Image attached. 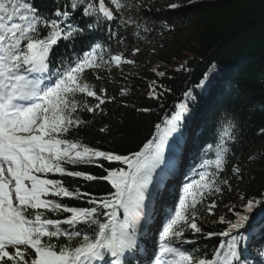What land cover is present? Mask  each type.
Segmentation results:
<instances>
[{
  "label": "snow or ice",
  "instance_id": "6c2138e0",
  "mask_svg": "<svg viewBox=\"0 0 264 264\" xmlns=\"http://www.w3.org/2000/svg\"><path fill=\"white\" fill-rule=\"evenodd\" d=\"M141 7V0H52L45 9L38 7L36 0H0V264H252L246 250L241 251L247 239L243 231L258 230L264 238V198H248L244 213H236L234 222L227 221V231L206 234L208 238L230 237L226 247L223 241L211 252L184 247L196 243L184 238L186 232L204 235L197 223V207L204 193H222L219 184H228L216 177L227 163V142L237 139L234 114L227 110L221 114L224 123L215 144V158L198 165L205 169L214 166L217 171L200 172L199 180L184 185V193L151 253L138 242L142 217L146 216V193L152 173L163 161L165 137L182 126L190 112L188 105L195 102L192 90L184 93L185 100L165 118L163 136L149 140L138 151L119 154L67 138L73 129L89 123L80 118V112L103 113L102 105L115 99L107 96L106 87L97 90L85 73L136 63L123 51L113 52V41L118 46L126 42L113 26L134 25L151 31L134 18ZM167 7L179 9L182 5L170 3ZM96 32L105 33L103 41L94 38ZM135 35L143 39L139 31ZM77 41L88 48L82 55L74 49ZM61 42L67 47L56 54ZM140 51L134 48L132 57ZM54 63L56 67H52ZM157 67L152 72L165 77L166 72L157 71ZM180 70L188 71L183 64ZM105 79L97 77L101 84ZM208 79L209 73H205L197 87L206 86ZM161 88L152 81L149 97L159 99L171 91ZM127 94L128 89L121 88V95ZM86 98H95L97 103L90 105ZM99 131H108V126ZM261 132L264 134V129ZM100 161L121 162L127 168H106ZM66 165H95L106 174L68 171ZM47 173L86 182L105 181L114 191L92 196L80 188L70 190L61 180L44 178ZM233 173L239 175L240 169L234 167ZM55 197H87L89 206H68ZM216 206L213 200L206 210L211 214ZM119 209L124 211L123 220L118 217ZM64 213L68 215L59 218ZM224 219L220 217L222 222ZM260 255L264 256V251Z\"/></svg>",
  "mask_w": 264,
  "mask_h": 264
},
{
  "label": "trees",
  "instance_id": "16d2710c",
  "mask_svg": "<svg viewBox=\"0 0 264 264\" xmlns=\"http://www.w3.org/2000/svg\"><path fill=\"white\" fill-rule=\"evenodd\" d=\"M51 3L52 0H36V5L41 9L48 8ZM170 3H178L182 7L170 9L167 7ZM141 5L140 10L133 14L134 18L144 23L151 31L136 29L134 25L127 28L114 25L118 35L123 36L126 42L118 46L113 41L112 50L114 53L123 51L125 55L134 48H140V53L157 57L156 48L160 43H164L168 46L165 55L159 57L158 62L150 68H147V65L136 67L124 65L122 69L86 72V79L94 84L97 90L104 86L107 89V96L115 99L102 105L103 113L98 110L95 114L80 112V118L89 123L73 129L67 138L79 139L91 147L119 154L138 151L149 140L163 136L166 128L165 118L172 116L176 111L175 105L184 101V93L191 89L195 102L188 105L190 112L185 114L182 126L165 137L163 161L153 172L149 184V190L153 191L168 175L174 174L179 163L178 161L176 164L174 161L177 152L184 145L186 131L188 141L198 131L191 141V166L195 167L196 171L216 172L214 166L205 169L198 165L205 159L215 158V144L221 130L220 126L224 123L220 119L221 114L226 110L234 114L238 126L237 139L227 142L230 148V152L226 154L227 163L223 172L216 177L217 181L226 179L228 184H219L223 189L222 193L206 191L203 201L197 207L199 217L197 221L202 222L204 235H194L188 231L184 237L196 241L194 245L185 244V248L203 247L211 252L214 248L221 247V241L226 247L228 238L219 235L208 238L206 234L227 231V221L234 222L236 213H244L243 205L247 203L248 198H264L263 153L250 162L253 170L241 189V203L227 208L221 216L225 218L223 222L220 218L210 223L203 222L205 206L225 196L227 187L231 189L235 187L236 176L233 168L239 158L264 143V134L261 132L264 129V0H195V3H189L188 0H141ZM188 27H193L192 33L184 41H179L180 33ZM137 31L143 39L135 35ZM94 38L103 41L105 33L96 32ZM66 47L65 43L61 42L54 51L59 54ZM74 49L81 55L83 51L88 50L81 41L74 44ZM148 62H151V59ZM182 64L188 71H177ZM52 67H56V64L54 63ZM154 67H157V71L166 72V76L158 77L152 72ZM205 73H209L206 86L197 87ZM98 76L106 78L103 84L97 80ZM154 80L162 85L160 91L163 88L171 91L159 99L150 98L149 84ZM121 88L128 89V94L121 95ZM86 99L90 105L97 103L95 98ZM144 108L150 111H140ZM196 112L200 113L197 116L200 117V123L194 126L195 122H191L187 127ZM157 124L161 126L160 129L156 128ZM105 125L108 126V131L100 132L99 129ZM191 125L195 127L193 135L190 132ZM208 145H212V148L209 149ZM100 162L106 168H127L121 162ZM66 168L68 171H85L96 176L106 174L95 165H66ZM189 174L190 172L186 175ZM43 176L47 179L61 180L70 190L80 188L81 192L91 193L92 196L99 197L114 191L105 181L86 182L82 178L68 177L60 173H47ZM194 178L195 181L200 179L198 175ZM177 180L178 178L175 181ZM169 198L170 195L164 199L162 216L171 209ZM55 199L68 206H89L87 197L79 200L74 197ZM145 204L147 215L153 204V198L148 193ZM66 215L68 214L64 213L59 218L63 219ZM118 217L120 220L124 219L122 210H118ZM145 218L142 217V222ZM257 235L262 238L261 235ZM252 236L251 241L254 240ZM140 242L144 243L141 239ZM262 246L259 254L264 251V242Z\"/></svg>",
  "mask_w": 264,
  "mask_h": 264
},
{
  "label": "rangeland",
  "instance_id": "374dc122",
  "mask_svg": "<svg viewBox=\"0 0 264 264\" xmlns=\"http://www.w3.org/2000/svg\"><path fill=\"white\" fill-rule=\"evenodd\" d=\"M153 5L159 6V4H155V3H153ZM192 30H193V27H188L187 29L183 30L180 33L178 40L184 41L189 36V34L192 33ZM167 49H168V46L166 44L160 43L158 45V47L156 48L157 57H152L149 54H144V53H140L139 55L132 57V55H131L132 52L125 54V56H127L130 59H134L136 61L135 64L131 65L133 67L147 65V68H150L152 65H154L158 62L159 57L165 55ZM150 59H151V62H148V60H150ZM197 114H198V112L195 113L196 117L198 116ZM194 126H196V124ZM194 126L193 125L190 126L192 129V130L190 129L191 135H193V133L195 132ZM186 135H187V131L185 132V138H186ZM263 153H264V143H261L255 149H253L251 152H249L246 156L239 158L235 167H238L240 169V173H239V175L235 174V176H236L235 187L233 189H231L230 187H227L225 189V192H226L225 196L217 198L215 200L217 203V206L212 210L211 214L206 210L209 204H207L205 206L204 215H203V222H205V223L214 222V221L218 220L225 213L227 208L235 207L241 203V200H242L241 189L245 186L246 182L249 179L250 173L253 170L250 162L255 157L260 156ZM185 157L183 156V160H182L183 166H185L187 164V162L189 161V152L188 151L185 152ZM249 157H252V159H249ZM185 160H187V161L185 162ZM199 173H198V176H199ZM148 192L149 193L151 192L149 190V188H148ZM178 203H176V204L178 205ZM197 223L200 226L203 225L202 222L197 221ZM250 233L253 234L254 236L257 234V232H254V233L250 232V231L244 232V234H247V236H249ZM236 234H237V232L234 233V235H236ZM254 243H257V242L256 241L255 242L254 241L249 242L248 248H250V253H252L253 252L252 250H254V252H255L254 254L256 255L257 253H256L255 248L252 249V246L254 245ZM262 264H264V261L262 262Z\"/></svg>",
  "mask_w": 264,
  "mask_h": 264
},
{
  "label": "bare ground",
  "instance_id": "6f19581e",
  "mask_svg": "<svg viewBox=\"0 0 264 264\" xmlns=\"http://www.w3.org/2000/svg\"><path fill=\"white\" fill-rule=\"evenodd\" d=\"M257 234H259V232L257 231ZM260 235V234H259Z\"/></svg>",
  "mask_w": 264,
  "mask_h": 264
}]
</instances>
